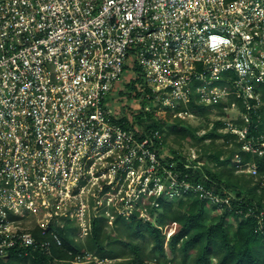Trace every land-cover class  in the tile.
Here are the masks:
<instances>
[{
    "label": "built area",
    "instance_id": "1",
    "mask_svg": "<svg viewBox=\"0 0 264 264\" xmlns=\"http://www.w3.org/2000/svg\"><path fill=\"white\" fill-rule=\"evenodd\" d=\"M134 65L148 88L135 109L157 121L192 100L235 96L255 108L264 0H0V258L39 251L51 264H112L88 250L55 257L60 230L85 243L75 233L152 197L191 193L217 212L233 208L230 195L179 178L160 130L117 113L111 93ZM250 215L264 229V210Z\"/></svg>",
    "mask_w": 264,
    "mask_h": 264
},
{
    "label": "trees",
    "instance_id": "2",
    "mask_svg": "<svg viewBox=\"0 0 264 264\" xmlns=\"http://www.w3.org/2000/svg\"><path fill=\"white\" fill-rule=\"evenodd\" d=\"M132 70L136 73L140 72L138 65H134L131 72ZM144 91H148V88L144 84L142 75H139L126 81L120 95L133 99ZM257 92L261 102L255 108L251 106L248 109L240 99L229 96L227 102L222 100L214 106H205L192 100L187 107L181 106L177 109L181 112L188 110L194 115H204L209 107H218L224 112L225 107L236 104L243 113H248L251 117L244 139L234 144V149L227 158L222 159V150H215L207 157L208 162L214 163L215 166L207 165V161L202 157L195 161L202 160L201 168L206 169L205 173L196 164L189 163V155L185 156L172 148L167 140V136H170L175 143L180 144L181 140L198 139L197 130H188L184 121L176 116L169 117V122L157 121L148 112H141L135 117V122L144 130L161 131L162 146L169 148L172 157L168 159L175 163L176 171L181 173L179 178L201 182L216 192L230 195L232 209L210 216L207 211L215 210V206L209 207L207 201L191 193H186L179 200L167 199L163 196L152 197L144 205L134 209L128 217L117 216L113 220V223L121 227L122 234H127V239L115 237L108 225L103 223L104 219L99 218L94 221L92 233L86 242L78 245H75L73 238L62 228L60 234L64 245L63 248H53V255L60 259H71L77 252L88 250L100 257L113 259L112 264H148L147 261L150 260L169 263L167 256L169 251L172 255H181V264H264V229L259 228L258 217L245 216L251 208L256 213L264 210L263 196L257 194L261 182L251 185L252 173L235 174V170L229 167L234 160V154L238 153L240 165L254 164L258 176L261 178L264 176V151L260 153L261 149L253 151L243 147V143L251 142L259 131L264 132V83L259 85ZM252 103L255 104V101L252 100ZM226 127L224 121L216 120L213 127L200 140L209 139L213 143L219 138L226 141L238 138L239 135L231 131L222 133ZM240 127H243V124ZM231 191H234L235 195ZM245 191L247 193H244ZM149 210L151 216L156 217V223L145 219L144 214ZM236 210H241L242 214L236 213ZM230 216L237 221L235 229H232V225L228 222ZM170 230L171 235L167 240V233ZM34 232L36 234L37 231ZM147 243L151 244L149 255L145 249ZM0 264H51V257L39 251L22 256L12 252L8 257L0 258Z\"/></svg>",
    "mask_w": 264,
    "mask_h": 264
},
{
    "label": "rangeland",
    "instance_id": "3",
    "mask_svg": "<svg viewBox=\"0 0 264 264\" xmlns=\"http://www.w3.org/2000/svg\"><path fill=\"white\" fill-rule=\"evenodd\" d=\"M128 73V76H127ZM133 75V73L131 72V70H127V72H125V74L123 75L122 79L120 82L117 83L118 89H116L115 94L114 92L111 93V96L114 98V101L112 100V105H114V107L117 109V113H119L120 116H124V115H128L129 119L133 122H135V117L137 114H141V112H143L140 108L135 109L136 107H138V103L133 100V99H129L128 97H122L120 95L121 90H124V84L126 83V81L131 78ZM227 100L229 99H224V102H227ZM151 107V109H154L155 112L157 110L156 106L149 105ZM154 112V114H155ZM161 115H163V112H161ZM160 115V116H161ZM172 116H176L179 117L180 119H182L184 121V125H187L188 130L190 131H196V135L198 137V139H186V140H181V143H175L173 140V137L167 136V140L168 143H170V146L178 151H180L181 153H183L185 156L189 155V163L190 164H196L197 167L201 168L203 167V162L201 161H197L195 162L197 159H202L207 161V165H210L213 167L214 163L211 164V162H208V156L210 154V152L215 151V150H222L223 151V158H227V155L230 154V152L234 149V144L235 143H240L242 142V140L244 139L243 133H245V129H247L249 127L250 124V120H247L244 116V113L240 110V108L236 105V104H232V105H228L227 109H224V112H222L218 107H209V109L206 111V114L204 115H194L191 116L190 114H185L183 112H181L180 110L176 109H171L169 112H166V121L164 122H169V119ZM170 117V118H169ZM248 118H250V116L248 115ZM216 120H222L225 123H228L229 126L228 128H225L222 130V133H226L229 131V129L231 127H237L238 128V134L239 136H237L238 138L236 139H230L229 141L224 140L223 138H219L217 140H215L213 143L210 142L209 139L206 140H200L201 137H203L207 131H209V129H211L213 127V123ZM241 121H243V123H241ZM136 123V122H135ZM241 124H243V127H240ZM242 131V132H240ZM167 132L165 131V134ZM264 132L259 131L258 135L255 136L251 142H245L243 143V147H247L250 148L252 150H258L261 149V151H264ZM208 144H211L210 146ZM215 166V165H214ZM229 167L233 168L235 170V174H240L241 172H248L251 171L252 172V184L257 183L258 181L261 182L260 184V188L257 190V194L260 196H263V202H264V176L263 178L258 176V173H254L253 170V166L249 165V166H242L239 164V154L235 153L234 154V160L232 163L229 164ZM203 169V168H201ZM206 169H203V172L205 173ZM250 178V177H249ZM248 178V179H249ZM233 195H235L234 191H231ZM244 193H247L246 191ZM181 198V194L180 195H174L173 199L174 200H179ZM209 211H207V213L209 212L210 216H214L216 215L218 212L216 210L213 209H208ZM221 214V213H219ZM145 219L146 220H150L152 223H156V217L151 216L150 210L148 213H145ZM103 223L105 225H108L109 229L111 230V232L114 233L115 237L117 238H121V239H127V234H122V229L112 222L110 223V220L103 218ZM228 222L229 224L232 225V229H235L237 221L234 217H229L228 218ZM171 231V230H170ZM169 231V232H170ZM167 233V239H168V234ZM77 240H80L81 238L84 239V241L86 242L88 236H86L85 233L83 232H77L75 233ZM171 235V234H170ZM169 235V237H170ZM150 247L151 244L147 243L145 244V249H146V253L149 255L150 254ZM167 250V248H166ZM120 251V250H119ZM127 251V249H126ZM121 253V252H120ZM167 256H168V261H170L169 263H160V264H181L182 261V257L181 255H172L169 253V251H167ZM114 262V261H113ZM112 262V263H113Z\"/></svg>",
    "mask_w": 264,
    "mask_h": 264
}]
</instances>
